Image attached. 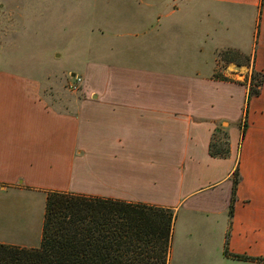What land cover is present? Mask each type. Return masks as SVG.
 <instances>
[{
  "label": "crops",
  "instance_id": "crops-1",
  "mask_svg": "<svg viewBox=\"0 0 264 264\" xmlns=\"http://www.w3.org/2000/svg\"><path fill=\"white\" fill-rule=\"evenodd\" d=\"M149 18L147 68L88 62L80 100L65 112L35 94L20 129L1 116L4 99L0 144L13 152L0 153L8 155L0 171L17 177L0 178V195L23 190L47 158L56 185L41 189L46 195L172 211L166 264H264V0H156ZM236 23L245 47L236 43ZM128 51L124 59L138 58ZM252 73L262 84L248 99ZM10 89L0 86V94ZM45 122L59 130L47 132ZM221 130L224 159L208 152Z\"/></svg>",
  "mask_w": 264,
  "mask_h": 264
},
{
  "label": "rangeland",
  "instance_id": "rangeland-1",
  "mask_svg": "<svg viewBox=\"0 0 264 264\" xmlns=\"http://www.w3.org/2000/svg\"><path fill=\"white\" fill-rule=\"evenodd\" d=\"M154 1L0 0V86L11 87L0 94L3 101L0 104L7 98L9 107L2 108L1 116L12 118L8 126L20 129L27 124L22 123L29 116L27 98L35 94L53 109L67 112L69 105L82 97L85 82L80 74L88 62L105 67L131 63L147 68L145 40L149 36V12ZM180 16L178 13L175 17ZM136 18L141 21L135 23ZM240 19L237 13V20ZM230 24L233 35L232 14ZM240 30L244 29L236 23L238 47L245 45ZM128 49L138 58L124 59L123 53L131 55ZM76 76L81 84L74 91L71 87ZM45 128L49 133L59 130L56 124H46ZM1 144L0 149L6 151L0 153L13 152L4 141ZM7 157L0 154V161ZM16 165L21 174L24 169L20 163ZM36 165L34 178L30 184H23V190L8 187L0 195V244L29 248L40 245L46 198L41 189H54L56 184L55 169L49 165V159L44 158ZM14 172L3 168L0 178L14 180L17 177L12 176Z\"/></svg>",
  "mask_w": 264,
  "mask_h": 264
},
{
  "label": "trees",
  "instance_id": "trees-1",
  "mask_svg": "<svg viewBox=\"0 0 264 264\" xmlns=\"http://www.w3.org/2000/svg\"><path fill=\"white\" fill-rule=\"evenodd\" d=\"M229 55L234 53L222 57ZM261 84V75L252 73L248 99L259 94ZM208 152L228 156L222 130L213 134ZM237 184L235 173L232 203ZM172 221L166 209L52 192L45 198L39 247L0 244V264H166Z\"/></svg>",
  "mask_w": 264,
  "mask_h": 264
},
{
  "label": "built area",
  "instance_id": "built-area-1",
  "mask_svg": "<svg viewBox=\"0 0 264 264\" xmlns=\"http://www.w3.org/2000/svg\"><path fill=\"white\" fill-rule=\"evenodd\" d=\"M73 81H74V84L72 85L71 88L72 90L76 91L81 84V79L76 76L73 78Z\"/></svg>",
  "mask_w": 264,
  "mask_h": 264
}]
</instances>
